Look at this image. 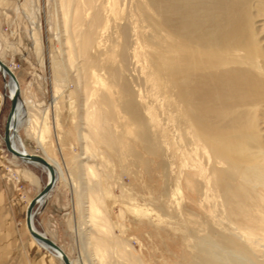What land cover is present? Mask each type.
Returning a JSON list of instances; mask_svg holds the SVG:
<instances>
[{
    "label": "bare ground",
    "instance_id": "1",
    "mask_svg": "<svg viewBox=\"0 0 264 264\" xmlns=\"http://www.w3.org/2000/svg\"><path fill=\"white\" fill-rule=\"evenodd\" d=\"M122 1L59 0L57 32L64 62L72 67L75 57L83 60L77 75L89 108L81 119L95 139L107 143H113L111 121H115L116 150L120 154L133 150L128 131L137 134L140 146L154 154L157 151L151 142L159 132L149 129L156 114L148 98L159 102L178 124L182 167H189L196 178L207 173V185L222 205V210L218 209L220 229L212 228L210 236L198 245L197 264H264V0H131L128 6ZM110 36L119 39L118 53L116 42L108 44ZM130 56L139 67L135 76L145 87L144 96L123 72ZM0 72L10 101L16 86L19 88L11 143L27 155L36 154L28 152L19 134L24 124L31 125L36 119L32 102L22 97L17 76L16 84L2 68ZM119 119L124 120L122 128L117 126ZM137 128L144 130L137 132ZM46 132L40 129L33 133L43 147L41 156L56 170L53 192L59 179H68L44 147ZM78 134L80 175L72 179V185L82 219L80 234L87 225L101 235L90 231L95 264H110L109 252L114 245L132 264H145L130 242L117 234L114 237L101 179L97 180V168L90 163L91 135L83 130ZM10 153L42 166L49 178L44 165ZM190 172H186L187 179ZM26 176L36 181L32 171ZM81 179L86 183L84 189ZM191 182L188 180L189 185ZM51 193L32 211L34 228L44 235L36 227L35 217ZM194 216L188 213V218ZM33 239L64 264L60 252ZM80 264H87L86 260Z\"/></svg>",
    "mask_w": 264,
    "mask_h": 264
},
{
    "label": "rangeland",
    "instance_id": "2",
    "mask_svg": "<svg viewBox=\"0 0 264 264\" xmlns=\"http://www.w3.org/2000/svg\"><path fill=\"white\" fill-rule=\"evenodd\" d=\"M129 1L123 0L122 3L128 6L131 4ZM58 5L59 0H0V59L13 68L22 97L32 102L31 111L36 118L31 125L24 124L19 134L28 152L44 155L34 133L47 129L44 147L48 155L60 163L68 179H59L51 193L53 215L57 220L51 225L52 232L69 248L72 260L79 264L84 260L87 264H95L94 251L89 244L90 231L101 235L87 225L80 234L82 219L77 207V192L72 185L80 175L82 148L78 133L80 130L89 131L92 140L89 143L93 147L90 163L97 168V180L101 179L114 237L117 234L120 239L130 242L145 264H197L198 245L204 241L203 238L210 236L212 228L220 229L218 215L222 205L207 185L208 174L196 178L189 167H182L175 117L150 98L148 101L154 106L156 120L149 129L159 132L154 134L151 146L157 153L145 151L136 141L138 135L129 131L126 134L134 146L133 150L117 152L115 121H111L115 131L113 143L94 138L86 121L81 119L89 108L77 75L83 60L75 57L71 67L65 64L59 49ZM118 41L116 36H110L108 42L109 45L117 43V53L121 49ZM128 60L127 64L124 63L127 68L125 65L122 67L123 72L144 96L145 87L135 76L139 67L132 56ZM8 94L0 72V244L14 241L22 228L29 233L26 207L43 189L48 178L42 166L17 159L6 148L4 129L10 109ZM117 111L120 112L119 108ZM122 120L119 119L118 128L124 126ZM139 129L144 130L137 128V132ZM118 148L121 149L120 146ZM27 171L34 173L36 181L26 176ZM186 172H190V179H187ZM188 180L193 184L189 185ZM83 181L80 180L81 189L85 188ZM40 213L35 217L39 230ZM188 213L195 216L188 218ZM109 256L110 264H132L118 254L116 245Z\"/></svg>",
    "mask_w": 264,
    "mask_h": 264
},
{
    "label": "crops",
    "instance_id": "3",
    "mask_svg": "<svg viewBox=\"0 0 264 264\" xmlns=\"http://www.w3.org/2000/svg\"><path fill=\"white\" fill-rule=\"evenodd\" d=\"M50 197L48 198L49 200H47V204L44 206L45 208L41 207L37 212V214L41 212V217L39 219L41 227L40 231L55 240L70 256L71 253L69 248L60 242V237H56L51 230V225L53 222H57V220L53 215L54 205L51 203ZM18 236L19 237L14 239V241H3L0 244V264H62L60 259H58L52 252L37 244L25 229L22 228L21 233H19Z\"/></svg>",
    "mask_w": 264,
    "mask_h": 264
},
{
    "label": "water",
    "instance_id": "4",
    "mask_svg": "<svg viewBox=\"0 0 264 264\" xmlns=\"http://www.w3.org/2000/svg\"><path fill=\"white\" fill-rule=\"evenodd\" d=\"M0 68H2L4 71H6L10 77L15 81V83L17 84V78L16 75L12 72V70L9 68V66L4 63L3 61L0 60ZM18 97H19V88L18 86H16V92L11 96V101H10V109L8 112V115L6 117V121H5V129H4V142L6 145V148L14 153L15 155L19 156V157H23L25 160L28 161H35L38 162L42 165H44L48 171H49V178L45 184V186L43 187V189L31 200L27 212H26V222H27V226L30 230L31 235L39 240V241H43L44 243H46L47 245H49L54 252H60L61 253V258L64 262V264H72L70 258L68 257V255L62 250V248L50 237L40 233L38 230H36L34 228V223L32 220V211L34 210V208L38 207V203L42 200L45 199L46 196L48 194H50L54 188L55 185V181H56V170L54 168V166L49 163L44 157H42L39 154H26L23 153L19 150H17L11 143V133L15 127V115H16V111H17V103H18Z\"/></svg>",
    "mask_w": 264,
    "mask_h": 264
}]
</instances>
